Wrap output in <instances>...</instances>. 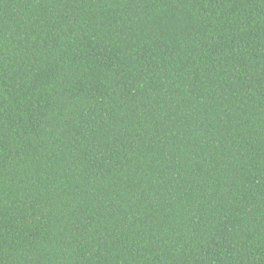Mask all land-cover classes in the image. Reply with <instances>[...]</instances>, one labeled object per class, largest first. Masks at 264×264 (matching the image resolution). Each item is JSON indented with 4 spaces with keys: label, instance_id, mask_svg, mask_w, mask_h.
I'll return each mask as SVG.
<instances>
[{
    "label": "trees",
    "instance_id": "1",
    "mask_svg": "<svg viewBox=\"0 0 264 264\" xmlns=\"http://www.w3.org/2000/svg\"><path fill=\"white\" fill-rule=\"evenodd\" d=\"M0 264H264V0H0Z\"/></svg>",
    "mask_w": 264,
    "mask_h": 264
}]
</instances>
